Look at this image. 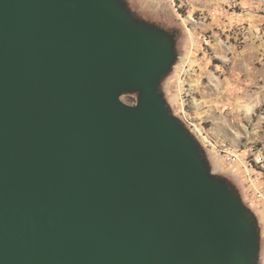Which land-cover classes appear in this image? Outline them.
<instances>
[{
	"label": "water",
	"instance_id": "1",
	"mask_svg": "<svg viewBox=\"0 0 264 264\" xmlns=\"http://www.w3.org/2000/svg\"><path fill=\"white\" fill-rule=\"evenodd\" d=\"M177 60L127 0H0V264H259L161 91Z\"/></svg>",
	"mask_w": 264,
	"mask_h": 264
},
{
	"label": "rangeland",
	"instance_id": "2",
	"mask_svg": "<svg viewBox=\"0 0 264 264\" xmlns=\"http://www.w3.org/2000/svg\"><path fill=\"white\" fill-rule=\"evenodd\" d=\"M228 2L177 0L179 15L170 0L147 10L128 1L137 16L175 36L178 60L161 91L213 173L251 209L264 264V201L256 191L264 188V0ZM137 99L123 97L131 105Z\"/></svg>",
	"mask_w": 264,
	"mask_h": 264
},
{
	"label": "built area",
	"instance_id": "3",
	"mask_svg": "<svg viewBox=\"0 0 264 264\" xmlns=\"http://www.w3.org/2000/svg\"><path fill=\"white\" fill-rule=\"evenodd\" d=\"M214 1L216 3L224 4V0H214ZM170 2H171V6L173 7V9H175L179 13V15H181L180 13L181 6L177 5V0H170ZM229 3L235 5V0H229L228 4ZM259 189L260 190H256L257 194L261 198V200L264 201V188H259Z\"/></svg>",
	"mask_w": 264,
	"mask_h": 264
},
{
	"label": "crops",
	"instance_id": "4",
	"mask_svg": "<svg viewBox=\"0 0 264 264\" xmlns=\"http://www.w3.org/2000/svg\"><path fill=\"white\" fill-rule=\"evenodd\" d=\"M131 3L137 4L143 9L147 10L151 6H156L159 0H129ZM168 6L165 4V7Z\"/></svg>",
	"mask_w": 264,
	"mask_h": 264
},
{
	"label": "trees",
	"instance_id": "5",
	"mask_svg": "<svg viewBox=\"0 0 264 264\" xmlns=\"http://www.w3.org/2000/svg\"><path fill=\"white\" fill-rule=\"evenodd\" d=\"M129 1V0H128ZM130 2V1H129Z\"/></svg>",
	"mask_w": 264,
	"mask_h": 264
}]
</instances>
